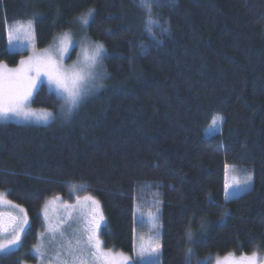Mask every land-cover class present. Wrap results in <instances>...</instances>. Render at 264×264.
<instances>
[{
  "label": "trees",
  "instance_id": "trees-1",
  "mask_svg": "<svg viewBox=\"0 0 264 264\" xmlns=\"http://www.w3.org/2000/svg\"><path fill=\"white\" fill-rule=\"evenodd\" d=\"M0 0V62L6 24L31 21L37 48L94 9L89 37L106 49L101 89L69 117L45 124L0 121V191L29 225L0 264H21L41 226L46 198L72 185L95 197L103 248L132 255L134 209L160 205L158 264H197L206 255L264 256V0ZM152 19L166 27L149 30ZM74 51L72 52V56ZM34 108L56 112L45 85ZM215 117L219 131L207 134ZM226 166L251 186L224 197Z\"/></svg>",
  "mask_w": 264,
  "mask_h": 264
},
{
  "label": "rangeland",
  "instance_id": "rangeland-1",
  "mask_svg": "<svg viewBox=\"0 0 264 264\" xmlns=\"http://www.w3.org/2000/svg\"><path fill=\"white\" fill-rule=\"evenodd\" d=\"M88 13L89 10L81 13L78 17H76L74 24L71 28L62 31V33L57 35L51 43H49L48 45L42 48L36 47L34 29L31 21H26V22L16 21V22L7 23L6 24L7 50L12 52H26V54L22 55L19 58V62H17V64L15 65H8L5 62H0V63L6 65L7 68L14 69L19 66L21 60L27 59L29 56H32L34 53L41 54L47 51L50 54H52L65 69H72L73 67L77 69L79 68L86 69L87 62L85 59L86 56L85 50L87 49L88 54H90L92 44L99 43L97 41L92 40L87 33V26L89 22L87 24H84L82 18L88 17ZM90 18L91 17H88L89 21ZM73 51L74 54L72 56ZM104 59L102 61L101 71H103L107 76L104 67ZM104 82L105 79L98 81V83L102 85H104ZM41 85H45L46 88L49 90L47 77L44 75H42L40 77V80L37 81V88L33 91L32 97L30 98V101L28 103V107L37 113H40L43 110H47V109L34 108L31 105L32 98L35 92L37 91V89ZM101 88L102 87L95 89L91 93ZM60 108L61 106L56 112L50 110L47 111L52 112L55 117L56 115H63L60 111ZM0 121H11L15 123L31 122L36 124H45L51 120L46 122L45 120L38 119L37 117H31L28 120H22L19 118L12 117L8 120L0 118ZM220 124H221L220 117H215L211 125L207 128L206 133L209 135L219 131ZM233 177H235L236 180H239L241 182L246 180L248 181V184L243 186L245 190L248 189L252 184V177L246 170L242 168L226 166L225 175H224L225 199L232 197V195L230 194L226 195L225 185L228 184L234 186ZM245 190H238V194ZM231 191L232 188H229L228 192L231 193ZM0 193H3L4 194L3 198L7 200L5 192L0 191ZM87 195L90 194L86 190L77 187V188H70L69 194H67L64 197L63 196L61 197L59 195H53L46 198L40 210L41 226L38 230V234L36 235L35 242L30 246V250L26 255L27 257L23 261H21L22 262L21 264H64V261L70 259L67 255V250H66L67 242L70 240L73 242V247H75V240L80 239L81 247L83 248L87 234L82 232V229L84 228L85 224L90 218L92 208L94 207L91 204V202L83 200V197ZM54 197H58V199H53ZM77 197L80 198L79 203L77 202ZM66 204L72 205L73 207L66 208L65 207ZM99 207L100 210L102 211L100 203H99ZM0 211L11 212L14 215H20L18 209L13 208L7 204L0 205ZM61 221H63L62 224ZM104 222H105V216H104V221L101 222V225ZM58 224L60 225V227L56 230V234L53 236L52 233L49 231V229ZM100 228L98 229L97 232L98 238H99ZM61 232L63 233V235H61ZM24 233L21 234V242ZM140 237H144V241L146 244L149 241L150 237L154 238L152 240V247H156V245H158L159 246L158 252L145 251L144 253H141ZM0 239H3V237H0ZM160 239H161L160 205L157 200L151 197H147V198H142L141 200L137 201L135 204L134 234H133L134 246H133L132 255L129 256L121 251H114L112 249L103 248V247L102 248L105 251H111L113 254L122 253L124 256L129 257L127 264H158L160 262V248H161ZM18 247L19 245L12 246V248L8 251L0 252V256ZM37 247L41 248V252L43 253L42 256L35 251ZM87 251H88L87 249H84L85 255H87ZM229 254L206 255L204 257L198 258L196 263L198 264L199 262V264H216L217 258L223 259ZM251 255L252 254H247V256H251ZM57 256H59L60 258L57 259ZM233 256L236 260H239V258L241 257V255L240 256L233 255ZM257 257L259 258L257 264H264V256L260 257L257 255ZM89 264H91V262H89Z\"/></svg>",
  "mask_w": 264,
  "mask_h": 264
},
{
  "label": "snow or ice",
  "instance_id": "snow-or-ice-1",
  "mask_svg": "<svg viewBox=\"0 0 264 264\" xmlns=\"http://www.w3.org/2000/svg\"><path fill=\"white\" fill-rule=\"evenodd\" d=\"M154 3H159V0H153ZM169 4L175 3V0H167ZM147 0H140V7H145ZM148 11L147 25L149 30L152 26L160 27L162 31L166 32L168 29L159 24L158 21L152 19L151 9ZM94 9L89 10L88 17H91ZM88 17L82 18L84 24L89 22ZM66 50V49H65ZM86 69L75 68L65 69L59 61L49 52L37 54L34 53L25 60H21L19 66L14 69L7 68L6 65L0 63V118L8 120L12 117L22 120H28L31 117L43 119L46 122L54 120L55 117L52 112L43 110L37 113L28 107L33 91L37 88V81L42 75L47 77L50 94L62 101L60 111L65 117H69L73 112L79 108L86 96L93 90L103 87L98 83L106 79V74L101 71L102 61L106 55V49L102 43H94L91 46V53L88 54L86 49ZM233 185H225L226 195L236 196L238 190H245L243 186L248 184V181H239L233 177ZM83 189L84 185H72V188ZM232 188L231 193L228 189ZM4 194L0 193V205H10L19 210L20 215H14L11 212L0 211V252L8 251L12 246L20 245L21 234L24 233L29 225L27 213L19 205H14L11 201L3 198ZM53 199H58L54 197ZM84 201L91 202L94 206L92 208L91 216L85 224L82 232L86 233V240L83 248L81 247V240H75V247L70 240L67 242V255L70 258L64 261V264H127L129 257L122 253L113 254L111 251H105L102 248V242L98 238V229L101 227V222L104 221V216L99 207V201L91 195L83 197ZM77 202L80 198L77 197ZM66 208H72V205H65ZM46 214V213H45ZM63 221H61V224ZM60 225H56L49 229L54 236L56 230ZM61 235L63 233L61 232ZM150 237L147 244L144 237L141 240V253L145 251L158 252L159 246L152 247V240ZM87 249V255L84 253ZM35 251L41 256V248L37 247ZM60 257L57 256V259ZM258 257L256 253L251 256L242 255L239 260H236L233 254H229L223 259L217 258L216 264H257ZM199 264V262H198Z\"/></svg>",
  "mask_w": 264,
  "mask_h": 264
}]
</instances>
